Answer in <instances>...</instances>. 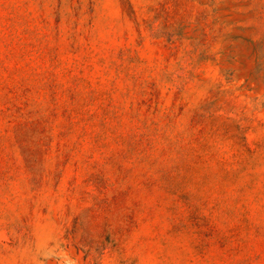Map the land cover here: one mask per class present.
<instances>
[{
  "label": "rangeland",
  "instance_id": "374dc122",
  "mask_svg": "<svg viewBox=\"0 0 264 264\" xmlns=\"http://www.w3.org/2000/svg\"><path fill=\"white\" fill-rule=\"evenodd\" d=\"M0 264H264V0H0Z\"/></svg>",
  "mask_w": 264,
  "mask_h": 264
}]
</instances>
